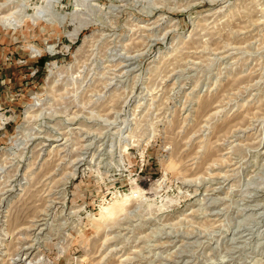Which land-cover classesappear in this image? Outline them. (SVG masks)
<instances>
[{
	"label": "rangeland",
	"instance_id": "374dc122",
	"mask_svg": "<svg viewBox=\"0 0 264 264\" xmlns=\"http://www.w3.org/2000/svg\"><path fill=\"white\" fill-rule=\"evenodd\" d=\"M0 203V264H264V0L2 3Z\"/></svg>",
	"mask_w": 264,
	"mask_h": 264
},
{
	"label": "bare ground",
	"instance_id": "6f19581e",
	"mask_svg": "<svg viewBox=\"0 0 264 264\" xmlns=\"http://www.w3.org/2000/svg\"><path fill=\"white\" fill-rule=\"evenodd\" d=\"M10 1H12V0H5L4 2H2L4 5H7ZM2 3H0V7L2 6ZM14 12H16V11H14ZM14 12H12V13H14ZM9 15H11V13L9 14ZM8 15V16H9ZM80 128V127H79ZM90 130V129H89ZM92 132H94V131H92ZM1 204V203H0ZM107 209V208H106ZM24 215V214H23ZM44 219V218H43ZM8 223V222H7ZM19 225V224H18ZM35 225V224H34ZM17 227V226H16ZM106 237V236H105ZM10 246V245H9ZM27 250V249H26Z\"/></svg>",
	"mask_w": 264,
	"mask_h": 264
},
{
	"label": "trees",
	"instance_id": "16d2710c",
	"mask_svg": "<svg viewBox=\"0 0 264 264\" xmlns=\"http://www.w3.org/2000/svg\"><path fill=\"white\" fill-rule=\"evenodd\" d=\"M44 62H45V58H41L40 61H39V63H40L41 65H43Z\"/></svg>",
	"mask_w": 264,
	"mask_h": 264
}]
</instances>
